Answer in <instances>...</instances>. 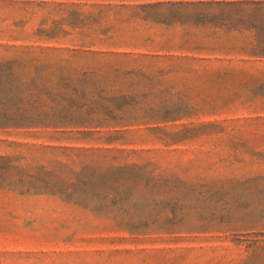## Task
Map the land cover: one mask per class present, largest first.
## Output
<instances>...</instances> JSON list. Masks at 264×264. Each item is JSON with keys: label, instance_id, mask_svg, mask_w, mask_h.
Segmentation results:
<instances>
[{"label": "rangeland", "instance_id": "obj_1", "mask_svg": "<svg viewBox=\"0 0 264 264\" xmlns=\"http://www.w3.org/2000/svg\"><path fill=\"white\" fill-rule=\"evenodd\" d=\"M244 1L0 0V264H264Z\"/></svg>", "mask_w": 264, "mask_h": 264}, {"label": "trees", "instance_id": "obj_2", "mask_svg": "<svg viewBox=\"0 0 264 264\" xmlns=\"http://www.w3.org/2000/svg\"><path fill=\"white\" fill-rule=\"evenodd\" d=\"M242 4H259V5H264V0H246L244 2H241ZM231 4H239V2H234Z\"/></svg>", "mask_w": 264, "mask_h": 264}]
</instances>
